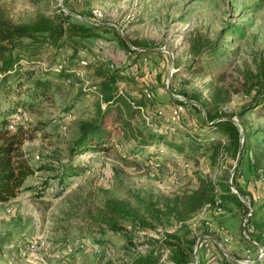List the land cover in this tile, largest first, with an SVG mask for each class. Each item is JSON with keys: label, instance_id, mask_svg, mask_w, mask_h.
I'll list each match as a JSON object with an SVG mask.
<instances>
[{"label": "rangeland", "instance_id": "1", "mask_svg": "<svg viewBox=\"0 0 264 264\" xmlns=\"http://www.w3.org/2000/svg\"><path fill=\"white\" fill-rule=\"evenodd\" d=\"M13 45L54 84L12 113L41 169L0 203V264H264V0H0ZM113 91L165 136L75 148Z\"/></svg>", "mask_w": 264, "mask_h": 264}, {"label": "trees", "instance_id": "2", "mask_svg": "<svg viewBox=\"0 0 264 264\" xmlns=\"http://www.w3.org/2000/svg\"><path fill=\"white\" fill-rule=\"evenodd\" d=\"M7 50V57L6 53H3L2 50L0 51V53H3L0 56V203L9 201L22 190L28 188L26 186L27 179L41 169L40 166L32 163L31 158L24 149L25 141L32 138L33 135H30L29 130L24 128L23 125H17L16 128L10 129L12 113L18 105H23L27 101L25 97L22 99L21 95H27L28 99L32 102H34L33 100L42 101L48 97L46 96L48 90L54 84L51 80L47 79L49 76L46 75L45 69L41 73L42 76L36 77L32 62L23 63V61H15L12 55V52L15 50L14 45ZM57 66V70L60 74H63L69 65L59 63ZM24 79L34 80L33 88L31 87L32 89H28L25 93L21 90ZM105 95L106 106H98L97 111L93 113L97 118H94L90 124H85L82 127L81 135L75 142V148H79L80 146L92 149L104 148L108 146L107 144L110 142L109 136L113 132L120 133L125 138L133 136L132 138L140 142L141 146L151 144L159 136H165L163 132L161 133L153 129L150 139H143V136H141L143 130L131 124L136 112V108L134 107L129 109L131 102L124 99L122 94L114 91ZM6 101L8 105L3 106ZM263 103L264 97H258L253 100L252 106L256 107ZM110 118H113V124H110ZM213 124L218 131H221L223 135L230 138L229 140L234 143L236 149L242 146L240 143V130L231 119H219ZM245 132L246 130L244 129ZM194 142L196 141H189L187 144H193ZM184 146V144L179 145V150H182ZM158 150L160 151L161 149L158 147L157 149L154 148V151ZM62 180H64L63 177ZM38 189L42 190L43 188L39 187ZM217 199H219L220 204H223V199L220 196H214L206 204L215 205ZM260 221H264V214L261 216ZM132 238L133 236L129 235L130 242H132ZM262 239L259 238L256 241L262 242ZM260 245L263 246L264 243H260ZM189 263L187 260H182L181 258L176 259V264ZM250 264H262V260L256 259Z\"/></svg>", "mask_w": 264, "mask_h": 264}, {"label": "built area", "instance_id": "3", "mask_svg": "<svg viewBox=\"0 0 264 264\" xmlns=\"http://www.w3.org/2000/svg\"><path fill=\"white\" fill-rule=\"evenodd\" d=\"M151 94L149 93L148 94V96H150ZM15 128V125L14 124H11L10 125V129H14ZM218 204H219V199H217V202H216V204L215 205H217L218 206ZM219 209H220V207H218ZM33 247V246H32Z\"/></svg>", "mask_w": 264, "mask_h": 264}]
</instances>
